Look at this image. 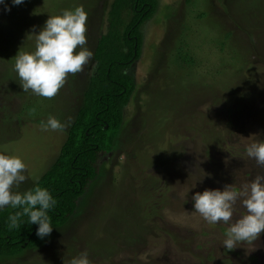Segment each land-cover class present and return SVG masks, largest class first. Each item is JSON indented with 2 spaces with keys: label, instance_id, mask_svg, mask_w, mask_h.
<instances>
[{
  "label": "rangeland",
  "instance_id": "374dc122",
  "mask_svg": "<svg viewBox=\"0 0 264 264\" xmlns=\"http://www.w3.org/2000/svg\"><path fill=\"white\" fill-rule=\"evenodd\" d=\"M110 1L0 3V152L27 166L14 191L22 193L52 162L66 127L44 131L41 121L51 115L67 126L94 67L91 59L47 99L23 91L15 55L34 51L33 32L49 14L78 5L87 12L84 47L92 52ZM154 1L140 28L142 50L127 70L134 89L99 175L64 226L0 264H69L82 251L91 264H264V232L228 250L221 241L229 225L206 222L192 200L197 191L239 189L264 176L246 153L264 139V0Z\"/></svg>",
  "mask_w": 264,
  "mask_h": 264
},
{
  "label": "trees",
  "instance_id": "16d2710c",
  "mask_svg": "<svg viewBox=\"0 0 264 264\" xmlns=\"http://www.w3.org/2000/svg\"><path fill=\"white\" fill-rule=\"evenodd\" d=\"M154 0H111L106 26L96 37L94 67L81 91V101L68 122L64 139L47 169L22 191L39 185L57 201L48 210L52 230L64 226L74 215L79 197L99 175L105 153L116 144L123 108L134 89L128 68L140 55V28L152 15ZM185 64L194 63L180 54ZM20 209L0 208V260L17 257L43 243L37 224L21 218L20 227L9 230V216Z\"/></svg>",
  "mask_w": 264,
  "mask_h": 264
},
{
  "label": "clouds",
  "instance_id": "9594fccd",
  "mask_svg": "<svg viewBox=\"0 0 264 264\" xmlns=\"http://www.w3.org/2000/svg\"><path fill=\"white\" fill-rule=\"evenodd\" d=\"M4 0H0L3 3ZM24 0H12L19 5ZM87 12L82 5L73 9H64L59 14H49L44 26L35 34L34 51L20 50L14 57V71L18 74L23 91L31 90L35 95L47 99L54 98L65 85L69 74L83 72L89 65L93 53L86 47ZM77 49H79L77 51ZM37 109L28 110L30 116ZM41 129L63 131L66 122L49 115L47 121H41ZM246 153L260 166H264V139L254 140L246 146ZM27 166L21 157L0 152V208L11 206L20 209L10 215L8 228L20 227L21 218L37 224V236L44 238L51 234L52 224L48 210L57 201L50 192L39 185L23 193L14 191L27 177ZM194 210L209 224L223 222L229 225L221 244L232 250L239 244L252 245L264 232V176L257 175L239 189L232 185L224 190L205 189L192 196ZM237 201L243 211H238ZM239 218L233 220L234 215ZM69 264H91L88 252L82 251L70 259Z\"/></svg>",
  "mask_w": 264,
  "mask_h": 264
}]
</instances>
